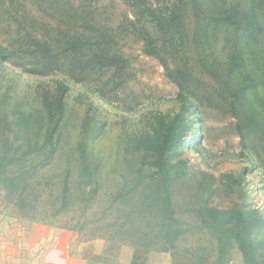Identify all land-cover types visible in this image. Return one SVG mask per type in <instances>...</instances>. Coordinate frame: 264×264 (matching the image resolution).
Masks as SVG:
<instances>
[{
  "label": "rangeland",
  "instance_id": "374dc122",
  "mask_svg": "<svg viewBox=\"0 0 264 264\" xmlns=\"http://www.w3.org/2000/svg\"><path fill=\"white\" fill-rule=\"evenodd\" d=\"M58 1L55 8L46 0H0V44L11 50L0 66V94L12 87L13 95L0 115L2 127L10 129L8 142L23 141L12 133L18 127L15 103L37 104V87L56 90L60 82L69 87L58 123L63 149L41 170L38 182V191L55 197L41 205L50 216L44 221L41 212L35 220L22 217L14 206L0 201L3 264H31L33 247L25 238L45 236L48 226L87 239L168 249L177 264H227L210 208L218 209L232 233L227 260L247 264L238 239L254 235L256 257L264 264V126L247 139L241 136L234 108L239 90L230 72L237 47L234 40L226 43L240 31L228 30L220 21L231 12L246 19L251 0H213L206 6L198 0L200 11L192 0H185L180 30L187 42L178 38L175 48L170 39L166 44L156 41L163 58L149 54L135 33L140 8L133 1ZM175 1L144 0L143 8L148 4L166 16ZM141 21L157 37L153 20ZM93 29L110 32V57L88 62L90 67L84 69L81 63L98 46L90 36ZM65 36L77 45L90 44L70 52L53 70L46 69V62L32 55L30 39L56 45ZM182 91L185 99L179 96ZM179 113L185 124L166 155L170 174L165 176L155 166L158 133ZM80 142L86 144L90 167L83 175L75 155L66 153H74ZM71 163L73 171L67 173ZM66 177L68 182L60 181ZM65 187L69 192L60 195ZM239 208L258 220L251 232L236 227L229 216Z\"/></svg>",
  "mask_w": 264,
  "mask_h": 264
},
{
  "label": "trees",
  "instance_id": "16d2710c",
  "mask_svg": "<svg viewBox=\"0 0 264 264\" xmlns=\"http://www.w3.org/2000/svg\"><path fill=\"white\" fill-rule=\"evenodd\" d=\"M45 1V0H44ZM51 3L59 4L58 0H46ZM139 6L138 23H133L135 33H137L146 43V48L149 54L163 58L161 53L158 52V45L155 43L158 40H163L166 44L168 39L171 40L172 44L176 48V42L182 43L187 42V37L181 35L180 27L182 25V18L184 13L185 0H176L171 11L168 15L164 16L156 11H153L151 7L146 4L143 8L144 0H130ZM194 7L197 11H200L201 3L198 0H192ZM205 6L213 3V0H202ZM250 14L245 17L246 19L241 20L236 13H228L221 17V22L228 28H234L240 31L239 34L235 35L234 38L227 37L226 43L235 41L233 47H237V52L233 53L230 58V72L232 79L236 83L238 88V100L236 99L235 107L239 116L238 127L240 128L241 136L243 139H247L250 135L256 134L258 128L264 126V0H251ZM170 9V8H169ZM148 18L155 23L159 33L157 37H153L151 32L142 24L141 19ZM177 31L176 35L173 33ZM61 33V32H60ZM59 33V34H60ZM63 33V32H62ZM66 33V32H65ZM171 33V36H170ZM64 34V33H63ZM95 40V45H98L96 52L89 53L87 58L80 67L88 69L91 64H97L96 59L110 57V42L111 35L107 30L93 29L92 35ZM56 45L48 39L42 40L38 38L30 39V46H32V55H35L46 62V69L53 70L60 65L62 59L69 58L70 52L78 53L82 47L90 44L89 41H83L82 44L77 45L76 40L73 38H58ZM80 47V48H79ZM57 48V49H56ZM79 48V49H77ZM77 49V50H76ZM5 50V51H4ZM11 51L8 46L0 44V66L3 65L5 55ZM86 52V51H85ZM85 54V53H83ZM76 57V54L74 55ZM191 59L188 58L187 61ZM165 66L170 72L169 63L166 59H163ZM189 72L190 69L187 68ZM172 73V71H171ZM173 76V74L171 75ZM69 89L68 84L60 82L56 90L47 86L37 87V101L33 104L28 101V105L20 101L15 103L12 107L15 111V121H17V130H12L13 134H17L23 141L19 144L8 142L6 132L10 129H5L0 123V201L5 204L14 206L21 213L22 217H27L35 220L39 214H45V218H49L45 207H41L46 198H53L54 196L44 195L42 191H38V182L40 179L41 170H44L54 159L58 156L63 149L61 143V133L59 129V122L62 120L61 115L65 109V97L66 92ZM179 96L185 99V92H180ZM13 98L12 87H8L4 93L0 94V115L4 114L2 106L5 102L10 101ZM235 102V101H234ZM46 113V114H44ZM59 117L58 119H56ZM56 119V125H51ZM162 124H166L164 120H161ZM161 124V125H162ZM185 124V116L182 113L177 114L172 120L168 122L166 129L158 133V151L159 157L155 161V166L158 168V172L163 173L165 176L170 174V169L167 167L166 155L179 141L180 131L183 129ZM86 144L80 142L77 147L74 148V153L66 151L69 155H75L76 162L79 165L78 170L81 171L82 175L84 172L89 170L88 155L86 152ZM79 162L77 159H80ZM67 166L66 172L72 173V164ZM52 164V163H51ZM42 167V169H41ZM85 177L79 179L77 185L82 187V183ZM69 177H66L60 181L68 182ZM66 186V185H65ZM67 187V186H66ZM64 188L60 195H65L69 192L67 188ZM64 197V196H63ZM41 212V213H40ZM211 213L218 231V242L219 251L224 255L223 262L232 264L231 261L227 260L225 252L229 243L227 238H230L232 233L230 227L222 224L218 209L210 208L207 210ZM229 216L234 220L236 227L247 229V233L254 230L258 220L250 218L244 210L241 208L235 210L233 213L230 212ZM250 230V231H248ZM237 236V234L235 235ZM254 237V235H253ZM252 236L243 240L238 239L241 248L245 253V262L247 264H261L260 259L256 257L254 239ZM239 238V237H238ZM145 248L148 250H166L164 248ZM175 264L177 260L174 256ZM194 260L195 257L192 256Z\"/></svg>",
  "mask_w": 264,
  "mask_h": 264
},
{
  "label": "crops",
  "instance_id": "0c3cea01",
  "mask_svg": "<svg viewBox=\"0 0 264 264\" xmlns=\"http://www.w3.org/2000/svg\"><path fill=\"white\" fill-rule=\"evenodd\" d=\"M45 230V236L25 238L33 247L31 264H175L170 251L148 250L103 237L72 236L49 226ZM3 258L0 253V264Z\"/></svg>",
  "mask_w": 264,
  "mask_h": 264
}]
</instances>
